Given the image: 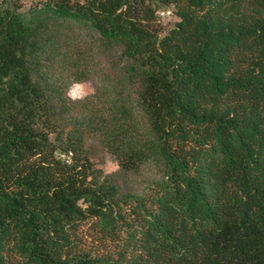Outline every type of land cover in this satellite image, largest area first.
Segmentation results:
<instances>
[{"label":"trees","instance_id":"trees-1","mask_svg":"<svg viewBox=\"0 0 264 264\" xmlns=\"http://www.w3.org/2000/svg\"><path fill=\"white\" fill-rule=\"evenodd\" d=\"M0 264H264V0H2Z\"/></svg>","mask_w":264,"mask_h":264},{"label":"rangeland","instance_id":"rangeland-1","mask_svg":"<svg viewBox=\"0 0 264 264\" xmlns=\"http://www.w3.org/2000/svg\"><path fill=\"white\" fill-rule=\"evenodd\" d=\"M2 0H0L1 2ZM17 3L20 5V10L24 11L29 6L32 5H40V3L44 2L45 0H16ZM158 19L160 22L161 32H164L167 28H169L174 20L172 14L168 13V11L160 12L158 13ZM75 85H80V88L74 87ZM92 90V84L89 81L84 82H73L68 86L66 95L73 99L72 97L81 98L85 94L91 92ZM86 148L90 157V160L92 161V164L100 169L103 172H112L116 170V164L112 157L108 155L101 147L100 145L94 140V139H88L86 142ZM145 174L147 176L151 175V168L146 169ZM138 177L130 176L125 179L120 180V185L123 190H135L138 189L139 186Z\"/></svg>","mask_w":264,"mask_h":264},{"label":"clouds","instance_id":"clouds-1","mask_svg":"<svg viewBox=\"0 0 264 264\" xmlns=\"http://www.w3.org/2000/svg\"><path fill=\"white\" fill-rule=\"evenodd\" d=\"M74 87H76V88H80L81 86L80 85H75ZM73 99H75L76 97H72Z\"/></svg>","mask_w":264,"mask_h":264},{"label":"built area","instance_id":"built-area-1","mask_svg":"<svg viewBox=\"0 0 264 264\" xmlns=\"http://www.w3.org/2000/svg\"><path fill=\"white\" fill-rule=\"evenodd\" d=\"M160 14H162V12H160Z\"/></svg>","mask_w":264,"mask_h":264}]
</instances>
